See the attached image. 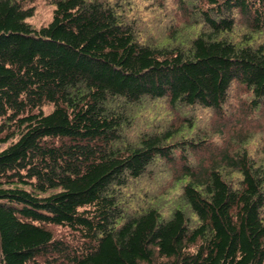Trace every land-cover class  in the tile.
I'll list each match as a JSON object with an SVG mask.
<instances>
[{"label": "trees", "instance_id": "16d2710c", "mask_svg": "<svg viewBox=\"0 0 264 264\" xmlns=\"http://www.w3.org/2000/svg\"><path fill=\"white\" fill-rule=\"evenodd\" d=\"M32 1L0 0V264H264V0Z\"/></svg>", "mask_w": 264, "mask_h": 264}, {"label": "rangeland", "instance_id": "374dc122", "mask_svg": "<svg viewBox=\"0 0 264 264\" xmlns=\"http://www.w3.org/2000/svg\"><path fill=\"white\" fill-rule=\"evenodd\" d=\"M30 4H33L34 13H33V15L29 16L27 18V20L35 26H40L41 24L48 23L49 20L52 18V15H53V10L55 7L54 4H52L48 0H33ZM141 13L144 17L148 16L143 11H141ZM52 107H53L52 104H45L43 108L45 111H49ZM211 124H213L212 121L211 122L207 121L208 126H210ZM243 127L248 128V126H243ZM240 132H241V130H239L236 133V136ZM259 142L260 141H258L257 139L252 140L251 148L253 149V147H257L259 145ZM54 230H55L56 234H60V235H65V232L67 231L65 228H61V227H55Z\"/></svg>", "mask_w": 264, "mask_h": 264}]
</instances>
